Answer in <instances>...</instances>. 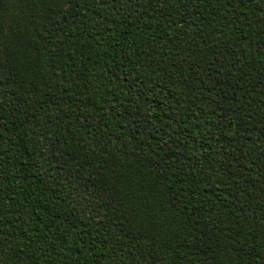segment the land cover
Instances as JSON below:
<instances>
[{"label":"trees","instance_id":"16d2710c","mask_svg":"<svg viewBox=\"0 0 264 264\" xmlns=\"http://www.w3.org/2000/svg\"><path fill=\"white\" fill-rule=\"evenodd\" d=\"M0 264H264V0H0Z\"/></svg>","mask_w":264,"mask_h":264}]
</instances>
